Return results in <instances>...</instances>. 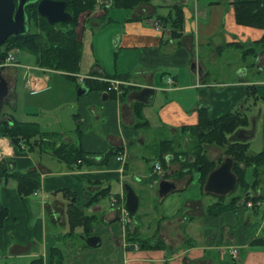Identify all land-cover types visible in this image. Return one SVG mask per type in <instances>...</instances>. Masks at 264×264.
I'll return each instance as SVG.
<instances>
[{"label": "crops", "instance_id": "0c3cea01", "mask_svg": "<svg viewBox=\"0 0 264 264\" xmlns=\"http://www.w3.org/2000/svg\"><path fill=\"white\" fill-rule=\"evenodd\" d=\"M238 1L243 0H152L126 8L131 13L120 17L111 14L112 0H99L94 9L80 14V41L82 21L83 30L86 23L100 28L104 20L119 22L114 41L117 60L114 67L106 66L96 57L92 43L91 57L84 61L81 56L78 72L38 64L35 72H29L21 89L42 100L24 102L23 113L31 119L6 113V120L36 122L44 135L18 147L9 137L0 136V264H32L40 258L43 264H51L56 246L65 255L63 264H264V245L253 243L264 235L263 186L249 190L248 198L219 213L221 206L215 203L228 202L232 192L223 200L222 195L205 191L196 168L179 174L182 155L180 160L172 153L160 157L162 147H170L167 139L173 140L176 151L187 147L190 137L183 128L198 123L200 109L208 108L213 118L229 112L245 114L241 100L245 86L264 83V43L256 42L263 37L264 27L239 24ZM178 6L185 16L181 31L174 35L167 27L157 29L154 21L174 14ZM10 70L17 73L14 66ZM221 76L232 79L219 80ZM89 78L108 85L112 79L133 84L121 91L97 88L78 93ZM19 81L12 109L19 101ZM146 86L155 89L148 102L131 96ZM222 87L227 89L217 90ZM262 116L251 117L256 119L254 127L248 117L250 124L237 129L232 139L250 142ZM175 138L185 144L179 147ZM62 144L79 148L84 158L72 164L60 159L54 150ZM216 148L224 153L215 144L207 145L206 151L210 159L219 161ZM132 149L152 151L156 157L147 174L130 171ZM122 153H127L124 163L118 160ZM157 162L161 173L155 171ZM29 171L38 174L39 187L23 195L14 173ZM163 179L176 183L169 193L175 194L173 203L167 207L170 195L159 194ZM125 183L134 187L140 199L129 221L118 216L116 207L125 204ZM98 192H102L99 198L89 204ZM209 194L213 197L206 204ZM258 196L260 205L245 204ZM113 197L118 199L115 206ZM73 207L95 215L90 235L101 236L100 245L86 243L84 237L89 235L83 234L81 225L69 234L68 213ZM220 245L238 246L239 256L221 254Z\"/></svg>", "mask_w": 264, "mask_h": 264}, {"label": "trees", "instance_id": "16d2710c", "mask_svg": "<svg viewBox=\"0 0 264 264\" xmlns=\"http://www.w3.org/2000/svg\"><path fill=\"white\" fill-rule=\"evenodd\" d=\"M149 1L152 0H112V6L133 9ZM98 3L99 0H68V9L74 15V19L69 22H61L58 25H51L43 17H41V20H38V11L34 8L31 16L36 22L35 26L42 33L31 30L29 33L19 36H9L6 42L0 45V64L4 62L9 51L25 47L36 54L37 64L41 67L58 69L68 73L78 72L82 54V44L77 37L79 16L82 12L94 9ZM182 12V7L178 6L175 7L174 14L158 20L164 28H169L171 33L176 35L183 28L185 16ZM235 15L239 24L264 27V0H243L236 2ZM262 36L261 39L256 41L259 45L264 43V35ZM1 67L4 68V66ZM85 80L90 89L106 88L109 90L108 82L93 80L91 78ZM129 87L131 85L124 86L123 90H127ZM109 91L113 92L112 90ZM198 118L197 124L183 128L184 132L191 139L190 145L192 144V151H189L187 155L183 151H176L173 140L167 139L165 142L170 143V147H162L160 157L164 159L165 153H172L175 159L180 160L181 155L184 156L185 160L181 161L179 174L185 175L196 168L200 171L202 184H205L208 174L222 161L210 159L207 155L206 145L216 144L224 149L225 155L233 157L235 165L232 170L237 173L239 179L235 189L232 191L231 199L228 202L220 201L215 203L216 206L218 204L221 206L220 213L235 207L241 199L248 198L247 193L250 189L253 190L262 186L264 149L256 154H249L250 142L232 139L237 129L250 124L248 116L239 111L229 112L223 116L213 118L209 115L208 108H202L200 109ZM43 135L44 133L36 122H23L16 119H13V122H11L5 119L0 124V136L9 137L12 144L17 147L21 146L22 141L29 142L32 138H37V136L42 137ZM54 152L60 159L65 160V162L67 161L68 164L84 158L83 151H80L79 148L69 147L68 144L57 146ZM249 168L252 170L253 175V180L251 181L247 177ZM14 174L16 175L15 179L18 180V189L21 194H30L39 187L38 174L35 171L27 173L15 172ZM240 187L243 191L235 193ZM101 193H96L93 199L91 198L89 204L97 200ZM219 197L223 200L226 198V196ZM68 215L70 222L69 234L74 233L75 228L79 225L84 227L83 234L86 236L92 233L95 215H87L76 207L69 209ZM253 243L264 245V235L255 239ZM139 244L140 246H144L145 243L143 240H140ZM64 258L65 255L61 248L57 246L52 248L51 264H63ZM32 264H43V262L40 258L34 260Z\"/></svg>", "mask_w": 264, "mask_h": 264}, {"label": "rangeland", "instance_id": "374dc122", "mask_svg": "<svg viewBox=\"0 0 264 264\" xmlns=\"http://www.w3.org/2000/svg\"><path fill=\"white\" fill-rule=\"evenodd\" d=\"M98 5V4H97ZM84 13V12H82ZM81 13V14H82ZM131 10L130 9H125V8H118V7H113L111 10V14L112 16H120V17H124L127 14H130ZM128 16V15H127ZM82 21V20H80ZM100 18H99V22H100ZM84 21H82L79 24L78 27V31H79V36L82 38L81 40V44H82V58L85 60H88L91 55H90V50L92 49V43H93V50L96 54V57H100L102 62L105 63L106 66H112L115 65V62L117 60V56H116V52H117V47L115 44V39H116V32H117V28L119 25V22H111V23H107V21L104 20V23L102 24V26L99 27H95L93 28L91 26V24L86 23V28L83 30L82 28V24ZM32 30L37 31V32H41L34 24H32ZM42 33V32H41ZM14 50V49H13ZM17 52V59L18 61V65L14 66L16 68V71L18 73V78H19V101L17 103V108L16 109H12L10 106H8L7 104H5L3 110L6 113H10L11 115H13L15 118L17 119H21V120H28L31 119L32 116H29L26 113H23V105L24 102H33L36 100H42V97L40 95H29L26 94V90L25 89H21V87H23V83L25 81V79L28 77V74L30 71H36L37 70V56L34 52H32L31 50H29L28 48L22 47V48H17L16 49ZM119 63H122V60L119 59L118 60ZM5 67V66H4ZM12 67V66H10ZM114 67V66H112ZM254 71V70H252ZM6 72L8 73V75L10 77H12L13 73L11 70H6ZM249 78H252V73L249 74ZM219 80H225L227 82H229L232 77L227 76L226 78L221 76L220 78H218ZM255 81L257 80V78L254 79ZM60 83V84H64ZM246 89H244V95L242 97L241 100L245 101V114L250 117L252 116H257V115H263L261 118V123L258 125L257 131H256V135L255 137L251 139L250 143H249V154H256L259 151L264 149V83L259 82H255L253 83L252 86H245ZM62 88V87H61ZM60 89V87H59ZM225 89H227V87H222V88H217L218 91H224ZM21 91H23V94L21 93ZM215 93H219V92H215ZM17 91H16V95H17ZM18 96V95H17ZM215 97H217V95H215ZM28 104V103H26ZM235 110V109H234ZM253 122H256V119H253ZM255 124L252 123L251 127H254ZM139 133L142 134L144 133V129L141 128L139 130ZM178 141V146L180 147V144H185L184 139H177L175 138L174 141ZM189 143L187 144V147L180 148L178 151H183V153H185L186 155L189 153V151H192L190 142L191 139H189ZM216 145V144H215ZM183 146V145H182ZM207 146V145H206ZM217 146V145H216ZM175 148L177 149V147L175 146ZM135 149V148H134ZM217 150V154L214 156L218 157L219 160H223L227 155H224V153H221L218 148H216ZM185 151V152H184ZM132 152H134V157L131 158L129 160V167H130V171H137L138 173H142V174H147L150 171V167L152 166L153 162H155V156L152 153V151H136L132 149ZM208 153L210 154V151L208 150ZM147 155L149 157L145 158L143 156ZM153 155V156H151ZM222 157V158H220ZM218 161V160H217ZM194 171H197L194 168ZM263 174H264V170H263ZM247 177L249 179V181L253 180V175H252V170L249 168L248 170V174ZM129 179V178H128ZM263 189H264V181L262 183ZM251 190V189H250ZM243 191V189L240 187L237 189V191L235 193H241ZM232 194V193H231ZM230 194V195H231ZM170 196L167 197L166 203H165V207H167L169 204H172V199L173 197H175L174 193L169 194ZM210 196H207L205 198V202L206 204H208L210 201V197H213L211 194H209ZM229 195V196H230ZM227 195V197H229ZM145 203V201H144ZM144 205V204H142ZM161 210V209H160ZM142 210L139 211V213H141ZM139 213L137 215H139ZM136 219V218H135ZM138 219V218H137Z\"/></svg>", "mask_w": 264, "mask_h": 264}, {"label": "water", "instance_id": "95a60500", "mask_svg": "<svg viewBox=\"0 0 264 264\" xmlns=\"http://www.w3.org/2000/svg\"><path fill=\"white\" fill-rule=\"evenodd\" d=\"M36 0H18L16 5L15 0H0V45H3L9 36H19L30 32V19L28 20L26 12V4ZM38 12L41 16L47 18L51 25L59 22H69L74 19V15L67 9L68 0H39ZM90 87L86 82H83L78 89V93L84 94L89 91ZM10 92V85L6 79L5 73L0 66V124L2 122V111L7 102ZM155 92L153 87H143L140 91H135L131 96L139 101L148 102ZM251 124L256 122L250 119ZM235 160L231 156H225L222 162L217 165L207 176L204 184V189L207 192L217 195H228L236 187L238 183V175L234 172L233 167ZM176 188V183L170 180L163 179L159 183V194L166 196ZM126 200L125 206L130 214L134 216L139 207V195L131 184L125 183ZM118 216L120 211L118 209ZM121 218V216H120ZM89 246L96 247L101 244V236L89 235L84 237Z\"/></svg>", "mask_w": 264, "mask_h": 264}, {"label": "built area", "instance_id": "2783aa9c", "mask_svg": "<svg viewBox=\"0 0 264 264\" xmlns=\"http://www.w3.org/2000/svg\"><path fill=\"white\" fill-rule=\"evenodd\" d=\"M154 25L157 29H164V26L159 22V20L154 21ZM18 59H17V52L16 49L11 50L8 52L5 60L3 63L0 64V66H16L18 65ZM82 80H84V77L81 78ZM169 82H172L173 79L171 77H169ZM133 83L131 81H127V80H122V79H112L110 80V85H109V90H115V91H121L123 89L124 86H129L132 85ZM118 160L122 161L123 163L127 161V153H122L121 155H118ZM155 171H157L158 173L162 172V166L160 162H157L155 164ZM259 197L257 198V200L255 201L253 199V197L249 198L246 200L245 204L248 207H253V206H257L261 204V201L259 200ZM118 204V199L116 197L112 198V205H116ZM116 207L119 209L120 214L122 216V218L124 220H128L130 219V212L129 210L126 208L125 204H119L116 205ZM218 250L220 251L221 254L226 255V254H230L232 257L236 258L239 256V247L238 246H228V245H220V247L218 248Z\"/></svg>", "mask_w": 264, "mask_h": 264}, {"label": "flooded vegetation", "instance_id": "af4514ba", "mask_svg": "<svg viewBox=\"0 0 264 264\" xmlns=\"http://www.w3.org/2000/svg\"><path fill=\"white\" fill-rule=\"evenodd\" d=\"M38 2H39V0L33 1V3L32 2H29L25 6L26 12H27V16H28V20L30 19V21H31L30 22V31L32 30V24H33V22H34V24L36 23L34 21V19L32 18V16H31V14H32L31 12H32V10L34 11V8H36V10L38 11V6H37L38 5ZM15 3L17 5L18 4V0H15ZM41 17H43V16H41L40 13L38 12V18L37 19L38 20H41ZM43 18H45V17H43ZM59 23H61V22H59ZM59 23H57L55 25H58ZM2 69H3V73H5V76H6L7 81L9 82V85H10V92H9V95H8L7 102L5 104H7L8 106H12L14 104V98L16 97V93H15L14 88L16 87L15 85H16V82L18 81V73H14L12 71L13 75H12V77H10L8 75V73L6 72V70H8V69L10 70L11 67L10 66H5ZM1 117H2V121L7 118V114H6V112H4V110L2 111Z\"/></svg>", "mask_w": 264, "mask_h": 264}]
</instances>
